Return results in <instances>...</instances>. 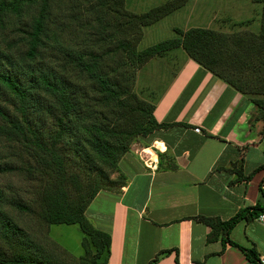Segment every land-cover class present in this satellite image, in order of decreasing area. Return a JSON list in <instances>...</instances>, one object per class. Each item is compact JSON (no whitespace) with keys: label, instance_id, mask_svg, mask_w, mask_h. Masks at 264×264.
Instances as JSON below:
<instances>
[{"label":"trees","instance_id":"obj_1","mask_svg":"<svg viewBox=\"0 0 264 264\" xmlns=\"http://www.w3.org/2000/svg\"><path fill=\"white\" fill-rule=\"evenodd\" d=\"M187 1L165 0L139 13L128 10L125 0H0V138L17 145L24 162H0V174L41 178L33 208L0 189V264H107L110 235L85 211L99 191L123 185L122 174L118 181L110 175L130 146L168 125L156 121L153 101L134 91L137 71L153 57L183 49L251 96L254 120L263 122L264 132V0H252L261 5L255 32L175 28V37L137 48L144 26ZM248 23L234 21L230 28ZM259 195L227 221L201 217L211 227L207 240L220 234L223 243L239 246L228 234L241 218L264 211V177ZM15 209L47 227L77 224L84 255L71 257L48 230L38 237L24 229L9 214ZM240 248L251 263L262 264L253 248Z\"/></svg>","mask_w":264,"mask_h":264},{"label":"crops","instance_id":"obj_2","mask_svg":"<svg viewBox=\"0 0 264 264\" xmlns=\"http://www.w3.org/2000/svg\"><path fill=\"white\" fill-rule=\"evenodd\" d=\"M221 24L220 31L232 32ZM180 49L153 57L136 73L135 82L147 65L156 71L158 58L165 61L160 62L163 71L167 68L164 79L155 75L157 81L153 74L144 81L148 86L135 87L153 101L156 121L168 125L137 140L143 157L131 147L121 158L125 181L119 189L94 197L111 193L104 197L110 196L112 209L107 205L95 223L110 235L107 264H176V256L178 264H253L240 247L264 257V211L231 228L228 239L239 246L223 243L220 234L208 241L211 227L201 219L227 221L258 201L263 122L254 120L251 96ZM161 85L160 93L150 88Z\"/></svg>","mask_w":264,"mask_h":264},{"label":"rangeland","instance_id":"obj_3","mask_svg":"<svg viewBox=\"0 0 264 264\" xmlns=\"http://www.w3.org/2000/svg\"><path fill=\"white\" fill-rule=\"evenodd\" d=\"M165 0H125V7L133 12H144L147 9L163 3ZM259 12H261L260 3L252 2V0H188L181 8L168 13L159 20L148 24L142 28L141 40L137 44L138 49H143L155 43H158L164 39L172 38L176 36L175 28L187 29L190 27H205L220 30L222 27L221 23L228 24L231 27L232 22H240L250 20V23L242 26H235L230 28L231 31H247L244 29L249 26V29L256 31L259 27ZM86 20L88 17H85ZM228 18V19H227ZM224 30V28L222 27ZM244 29V30H241ZM222 31V30H221ZM229 32L228 30H226ZM180 49V48H179ZM182 50V49H180ZM156 60V59H155ZM166 65L165 61L162 59L159 61L157 66H160L158 70H150L151 65H147L139 74L137 82H135L140 88L143 86H148L144 81L147 77L153 76L157 81H160V77L164 79L166 76V70L163 71L164 67L160 64ZM159 77V78H157ZM134 87V91L141 97V91L139 88ZM150 87V86H149ZM163 85L158 87H150L152 89H157L160 93ZM140 91V93H139ZM145 98V97H144ZM11 114L15 113L14 107L10 102H2ZM1 123V119H0ZM51 123V122H50ZM139 144H132L131 152L143 157L141 151H138L136 147ZM136 145V146H135ZM17 145L10 143L3 138H0V162H8L12 165H22L24 162L20 163V157L17 156L19 150L16 148ZM129 149V150H130ZM148 154L147 152H143ZM120 171L113 172L110 175L114 181H118ZM35 178H30L26 172H11L6 174H0V189L7 192L9 196L15 197L21 200L22 203L30 206L31 208L36 207L34 199L36 197V190L39 189V184L41 183L40 176L34 175ZM125 181V180H124ZM119 189L117 182L111 185L107 189L114 191ZM103 191L100 197L94 198L92 202L87 206L85 215L88 220L94 225L97 222H101L100 213L105 211L107 205L110 209V203L108 200L110 196L105 198L104 196L109 191ZM111 194V193H110ZM112 201V200H111ZM8 210V209H7ZM10 216L24 229L36 232L38 237L44 236L42 233L48 230L49 238L55 242L60 249L67 252L73 258H79L84 255V247L82 245L83 233L79 226L75 223H54L48 225H40L38 219L34 215H30L28 212H19L18 210L9 211ZM96 226V224L94 225ZM41 227V230L39 229Z\"/></svg>","mask_w":264,"mask_h":264},{"label":"built area","instance_id":"obj_4","mask_svg":"<svg viewBox=\"0 0 264 264\" xmlns=\"http://www.w3.org/2000/svg\"><path fill=\"white\" fill-rule=\"evenodd\" d=\"M196 130L198 131V128ZM263 218H264V214L260 216V219H263ZM260 261L262 264H264V257L260 258Z\"/></svg>","mask_w":264,"mask_h":264}]
</instances>
